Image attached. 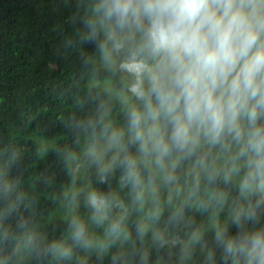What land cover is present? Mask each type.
<instances>
[{
	"label": "clouds",
	"instance_id": "clouds-1",
	"mask_svg": "<svg viewBox=\"0 0 264 264\" xmlns=\"http://www.w3.org/2000/svg\"><path fill=\"white\" fill-rule=\"evenodd\" d=\"M77 8L95 109L56 149L63 234L29 228L9 149L0 264H264V0Z\"/></svg>",
	"mask_w": 264,
	"mask_h": 264
},
{
	"label": "trees",
	"instance_id": "trees-1",
	"mask_svg": "<svg viewBox=\"0 0 264 264\" xmlns=\"http://www.w3.org/2000/svg\"><path fill=\"white\" fill-rule=\"evenodd\" d=\"M78 3L0 0V165L11 155L9 149L16 153L13 174L26 196L29 228L49 239L60 238L65 227L62 219L43 222L56 210L54 197L66 180L56 149L71 142L69 118H85L95 109L93 103L81 104L91 66H82L81 51L90 50L79 43L84 11ZM69 40L71 47L66 46ZM34 136L52 142L46 154L39 152ZM29 264L53 262L33 259ZM93 264H108V258H93Z\"/></svg>",
	"mask_w": 264,
	"mask_h": 264
},
{
	"label": "rangeland",
	"instance_id": "rangeland-1",
	"mask_svg": "<svg viewBox=\"0 0 264 264\" xmlns=\"http://www.w3.org/2000/svg\"><path fill=\"white\" fill-rule=\"evenodd\" d=\"M118 119H119V117H118ZM32 139L34 140V142L38 146L39 152H40L41 147L48 149L50 146H52L51 141L44 140V139H41V138L35 137V136L32 137ZM62 216H63V209L60 207V205L58 203V206L53 213L43 217V222L46 224V223L53 221L54 219H62Z\"/></svg>",
	"mask_w": 264,
	"mask_h": 264
}]
</instances>
